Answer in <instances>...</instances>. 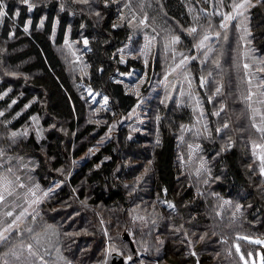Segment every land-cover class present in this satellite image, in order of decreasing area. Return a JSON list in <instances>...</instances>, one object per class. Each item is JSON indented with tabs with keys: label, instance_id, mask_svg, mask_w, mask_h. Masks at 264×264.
Here are the masks:
<instances>
[{
	"label": "rangeland",
	"instance_id": "374dc122",
	"mask_svg": "<svg viewBox=\"0 0 264 264\" xmlns=\"http://www.w3.org/2000/svg\"><path fill=\"white\" fill-rule=\"evenodd\" d=\"M48 1L29 0V3L34 8ZM20 2L22 0L17 1L18 5ZM241 2H190L185 12L189 19L183 24L167 15L163 0H59L58 12L68 10L71 16L76 12L81 14L82 11H88L96 18H102L104 6L118 8L116 21L127 25L129 30L128 38L117 51L119 58L124 63L133 58L142 67H131L128 71L116 70L111 78L123 85L125 92L133 96L134 103L123 112L114 110L110 97L104 91L90 86L85 79L89 68L85 57L87 39L83 36L70 38L69 25L64 42L55 47L74 80L75 90L85 101L87 121L96 124V133L89 149L79 158L67 157L65 165L55 171L48 167L43 182L37 175L40 159L29 152L31 148L26 141L34 134L39 142L47 133L50 126L42 125L44 115H32L24 125L13 129L11 123L21 113H11L16 99L0 108V177L11 182L8 187L12 193H5V200L0 201V230L21 211L28 210L19 229L14 234H8L6 241H0V246L5 243L8 248L4 255L0 253V259L3 256L9 260V264H65L60 246V226L76 216L77 204L86 205L85 200H78L76 196L77 190L86 184V180L81 179L75 186H70L68 180L85 160L109 142L117 144L120 164L115 174L122 173L119 180L126 189L127 200L121 208L130 220L137 222L139 229L150 230L154 234L139 231V236H136L132 227L119 229L117 241L107 242L109 255L120 253L123 262L131 264L127 259L129 256L132 260L136 256L149 255L148 250L151 248L152 251L161 252L162 245L158 244L162 243L164 234L158 232L162 222L183 219L187 225L192 221V216L183 213L185 199L178 205L168 195H150L147 178L153 171V164L149 155L159 143L164 126L175 138L176 171L180 187L192 190L205 205V215L198 223L200 227L181 229L183 241L191 248V253L194 256L215 254L214 259L220 260L227 249L234 253L235 247L243 264H263L264 237H260L262 233L255 234L250 230L259 226L264 231V224L258 220L253 223L247 218L245 210H249L250 205L238 202L242 200L241 195L225 198L215 191L223 170L217 163L218 154L237 148L248 179L247 188L258 193L260 198L264 197V132L257 130L264 128V71L261 70L264 68V58L252 41L250 11L257 0H251L254 6H246L241 10L243 14H238L232 5ZM227 13H232L235 19L227 29H221L219 25ZM4 16H0V26ZM141 20L145 21L144 25L140 24ZM57 21L56 18L54 32ZM25 27L29 29V23ZM193 27L197 32L190 34L189 29ZM217 32L221 34L219 37L215 35ZM205 35L209 37L204 42L205 47H195ZM174 37L179 38L175 44L172 43ZM1 47L0 80L23 78L22 83L26 84L29 76L22 74L17 67L6 64L3 60L6 51ZM185 56L190 59L177 68L176 65ZM245 64L248 65L247 69ZM201 78H207L203 87ZM217 88H220L219 94H215ZM10 91V88L1 91L0 100L8 97ZM37 100L35 95L33 101ZM115 111H118L117 114ZM217 112L219 115L213 114ZM52 126L67 133L66 127L58 125L57 121ZM101 127H105V131H101ZM217 129L220 131L217 132ZM13 133L16 135L13 136ZM73 142L71 150L80 141ZM129 142L136 144L127 145ZM141 147L148 150L141 152ZM40 154L44 155L45 149L41 148ZM45 157L42 159L44 164L50 160ZM63 186H68L73 194L67 200L56 197ZM45 192L49 193L48 196H44ZM33 193L36 195L33 196ZM36 199L40 200L39 204L32 203ZM99 207L106 210L101 205ZM9 211L13 213L12 217L5 216ZM28 228L33 231L27 232L25 229ZM172 228L176 230L179 226L174 223ZM123 231L128 233L135 245V255L128 241L121 237ZM244 233L250 237L242 235L243 239L237 238ZM68 234L76 236L73 241L78 242L75 233ZM149 236L154 240L150 246ZM33 237H38L39 242ZM16 240L20 247L13 245ZM257 240L261 243H255ZM28 244L32 245L36 255H30ZM140 264H145L144 258Z\"/></svg>",
	"mask_w": 264,
	"mask_h": 264
},
{
	"label": "trees",
	"instance_id": "16d2710c",
	"mask_svg": "<svg viewBox=\"0 0 264 264\" xmlns=\"http://www.w3.org/2000/svg\"><path fill=\"white\" fill-rule=\"evenodd\" d=\"M17 1L0 0L6 13L0 26V45L6 51L3 56L6 64L17 67L22 74L29 76V79L26 84L22 83L23 78L15 81L0 80V92L7 88L11 90L8 97L0 100V108L8 105L12 99H16L11 113H21L12 121L13 129L24 125L32 115H44L42 125L50 126L49 130L39 142L34 138V134H31L26 143L31 148L29 152L40 159L37 175L40 181L45 182L47 168L50 167L51 171H55L65 165L67 157L79 158L89 149L97 129L96 124L87 121L85 101L75 90L74 80L55 47L64 42L68 26H71L70 38L78 39L83 36L87 39L88 50L85 57L89 68L85 76L86 81L93 89L102 90L110 97V104L114 110L123 112L134 103L133 96L125 92L123 85L111 78L114 72L128 71L131 67H142V65L133 58L127 59L125 63L119 58L117 51L128 38L129 30L127 25L116 21L117 7L115 9L113 6H104L102 18H96V15L88 11H82L81 14L76 12L73 16L68 10L58 12L59 0L37 4L32 11H29L28 6L23 2L18 5ZM193 1L196 0H163V7L167 15L186 24L189 19L185 15L186 8ZM56 18L58 21L54 32ZM41 21H43L42 25ZM250 22L253 44L264 58V0L257 2L250 11ZM27 23L29 29L25 31ZM35 95L37 101H33ZM55 121L58 125L66 127L67 133L54 129L52 123ZM104 129L105 127L100 128L101 131H105ZM72 142H79L75 144L73 150H71ZM134 144L136 143L129 142L127 145ZM116 146L115 142L101 146L68 180L70 186L77 185L81 179L86 180V184L76 192L78 200H85L86 205L77 204L76 216L60 226L62 233L60 246L65 264H112V253L109 255L107 242H116L119 229L124 227L126 229L132 227L136 236H139V231L153 234L150 230L139 229L137 222L130 220L121 208V205L126 203L127 196L123 182L119 180L122 173L115 174L120 164ZM41 148L45 149L44 155L40 154ZM146 149L148 150L141 147V152ZM44 157L50 159L48 163L44 164L42 160ZM149 157L153 164V171L147 178L150 195L155 193L168 195L177 204L178 202L181 204L185 199L183 213L185 216H192V221L187 225L184 224L183 219L162 222L158 232L164 234L162 243L158 244L162 245V251H152L151 248L148 250L149 255L136 256L130 260V263L140 264L141 259L144 258L145 264H160L162 260V264H213L212 261L214 264H243L235 247L234 253L227 249L226 254L220 256L219 260L214 259L215 254L212 256L204 253L194 256L191 248L184 242L181 229L190 227L192 230L194 226L199 228L198 223L203 220L202 215H205V205L202 198L192 190L180 187L176 171L175 138L164 126L161 129L160 141ZM217 163L223 167V170L215 191L225 198L241 195L242 200L238 202L250 205V209L245 210L247 218L253 223L258 220L263 225L264 197L260 198L258 193H253L247 188L248 179L240 151L237 148L221 151L217 156ZM72 196L68 186L61 187L56 193V197L61 200H67ZM245 199L248 201L245 202ZM100 205L106 210L100 208ZM174 223L179 226L176 230L172 228ZM252 228L253 230L250 231L255 234L262 233L260 237H264V231L259 226ZM68 232L75 233L78 242H74L76 236L71 237ZM86 233L87 236L84 235ZM242 235L249 234L236 236L243 239ZM153 241L149 236V246ZM14 244L20 247L17 240L13 242ZM6 245L3 243L0 246L2 255L8 250ZM131 252L135 255L136 248L134 247V251ZM262 255L264 264V248ZM9 263V260L2 256L0 264Z\"/></svg>",
	"mask_w": 264,
	"mask_h": 264
},
{
	"label": "snow or ice",
	"instance_id": "6c2138e0",
	"mask_svg": "<svg viewBox=\"0 0 264 264\" xmlns=\"http://www.w3.org/2000/svg\"><path fill=\"white\" fill-rule=\"evenodd\" d=\"M22 2L24 4H26L28 6V10L31 11L32 8H33V5H31L29 3V0H22ZM223 2V0H221V3ZM257 2H259V0H257ZM246 6H254L251 4V0H242L241 3H236V4H233L232 7L233 9L238 13V14H243L241 12L242 9H245ZM126 7H130V5H126ZM6 13L3 11V4L0 3V16H3L5 15ZM218 14V13H217ZM235 19V17L232 15V13H227V14H224L223 15V18H222V21L219 25V27L221 29H227L229 27V23L232 22L233 20ZM29 23H31V21H29ZM43 24V21H41V25ZM140 24L144 25L145 24V21L144 20H141L140 21ZM146 26V25H145ZM27 27H25V31H27ZM189 32L190 34H194L197 32V29L196 28H191L189 29ZM217 37H219L221 34L219 32H217L215 34ZM209 39V37L207 35H205L203 37V39L199 42V44L195 45V47L199 48V49H203L205 47V41H207ZM225 39H227V35H225ZM179 41V38L178 37H174L172 39V43L175 44ZM85 44H87V41H85ZM209 51H211V49H209ZM205 56H207V53H205ZM190 59V57L188 56H185L181 61H180V64H177L176 67L177 68H180L182 67L183 65H185L188 60ZM191 59H195V57H191ZM217 63V66H219V61L216 62ZM244 67L247 69L248 68V65L245 64ZM175 70V69H174ZM262 71H264V68L261 69ZM209 75H211V73H209ZM207 83V78H201V87L204 86V84ZM220 93V88H217L216 89V93L215 94H219ZM250 98V97H249ZM211 99V98H210ZM105 101H107V98L105 97ZM13 103H15V101H13ZM27 107V106H26ZM214 115H219V113H213ZM262 120H264V118H262ZM225 128L228 127L227 124L224 125ZM253 127H256L255 125H253ZM258 131H262L264 132V128H258L257 129ZM220 129H217V132H219ZM13 136L16 135V133H13L12 134ZM9 171H11V169H9ZM262 172H264V169H262ZM10 181H6V179L4 177H0V201H4L5 200V193H7L8 195H11V191L8 187V185H10ZM48 192H45L44 193V196H48ZM36 194L33 193V196H35ZM32 203L34 204H39L40 203V200L39 199H36V200H33ZM171 207V205H170ZM28 214V210L27 209H24L23 211H21L19 213V215H17L15 217V219H13L11 221V223L7 224V226L5 228H3V230H0V241H6L8 239V234H14L16 230L19 229V226L23 223V219L24 217ZM5 216L6 217H12L13 216V213L11 211L9 212H6L5 213ZM33 219H35V217H33ZM27 232L31 233L33 230L31 228H28V229H25ZM33 239H36L37 240V243L39 242L38 240V237H33ZM255 243H261V241L257 240L255 241ZM27 248H28V251L30 253V255H36V253L33 251L32 249V245L31 244H28L27 245ZM239 250V249H238ZM128 260H131V257L129 256L127 258Z\"/></svg>",
	"mask_w": 264,
	"mask_h": 264
},
{
	"label": "water",
	"instance_id": "95a60500",
	"mask_svg": "<svg viewBox=\"0 0 264 264\" xmlns=\"http://www.w3.org/2000/svg\"><path fill=\"white\" fill-rule=\"evenodd\" d=\"M122 238L123 240L128 241L131 250L134 251V245L128 233L124 232L122 235ZM111 261H112V264H123V257L117 253H112Z\"/></svg>",
	"mask_w": 264,
	"mask_h": 264
},
{
	"label": "bare ground",
	"instance_id": "6f19581e",
	"mask_svg": "<svg viewBox=\"0 0 264 264\" xmlns=\"http://www.w3.org/2000/svg\"><path fill=\"white\" fill-rule=\"evenodd\" d=\"M195 112V111H194ZM194 117V116H193Z\"/></svg>",
	"mask_w": 264,
	"mask_h": 264
}]
</instances>
